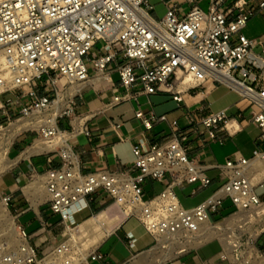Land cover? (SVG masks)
<instances>
[{"label":"built area","instance_id":"built-area-1","mask_svg":"<svg viewBox=\"0 0 264 264\" xmlns=\"http://www.w3.org/2000/svg\"><path fill=\"white\" fill-rule=\"evenodd\" d=\"M186 1L190 7L181 14L180 0H164L166 11L156 17L149 0H0V115L5 116L0 120V147L9 149L18 135L28 131L15 130L21 118L49 116L60 106L57 99L38 95L34 86L42 76L55 73L68 82L86 84L117 77L122 89L114 94L115 103L159 90L173 91L180 101L182 89L177 86L200 85L212 77L256 107L252 122L264 140V80L258 83L264 75V44L243 32L249 17L264 8V0H208L207 9L203 0ZM258 45L261 51L256 50ZM17 90L16 101L27 96L30 102H18L21 106L14 116V100H4L3 95ZM71 110L68 104L37 130L44 137L62 136L64 142L41 152L56 151L60 164L46 166L36 175L45 192L41 203L60 214L69 235L62 240L52 237L41 250L14 216L15 232L0 238V264H90V259L100 257L92 249L82 258L81 240L70 233V226L89 210L80 202L98 189L104 191L98 201L114 204L125 218L135 217L154 236L155 245L161 238L182 241L197 232L227 198L238 210L264 201L256 193L264 184V147L259 146L249 156L239 152L223 162L205 164L191 157L190 147L177 136L167 135L160 142L133 146L134 172H82L70 139L73 131L89 134V128L78 124L69 131L57 120ZM135 114L148 128L155 123L140 108ZM186 117L193 121L190 114ZM200 122L208 143L224 142L240 129L225 110L209 113ZM211 167L219 170L221 184L200 203L184 206L176 187L193 183L196 189L207 187L213 181L207 172ZM147 177L166 184L148 194L143 187ZM11 198L10 194L3 198L6 205Z\"/></svg>","mask_w":264,"mask_h":264},{"label":"crops","instance_id":"crops-1","mask_svg":"<svg viewBox=\"0 0 264 264\" xmlns=\"http://www.w3.org/2000/svg\"><path fill=\"white\" fill-rule=\"evenodd\" d=\"M234 14L233 12L232 16ZM243 32L248 37L259 38L264 44V8L261 10L257 8L249 17ZM261 48L262 45H258L256 50L261 51ZM262 80L264 75L260 77L258 83H262ZM121 89L117 77L86 84L76 93V102L72 107L79 113L76 119L72 122L68 120L67 123L58 120L61 128L69 131L78 124L82 126L84 124L89 128V134L73 131L70 139L82 172L96 170L134 172L130 168L134 160L133 146L140 143L149 145L160 142L167 135L177 136L182 143L190 147V156L205 164L222 162L219 161L221 157L225 160L226 156L234 153L245 154L238 146V140L244 144L251 143L252 149L256 146L264 147L260 129L252 122V113L256 107L242 99L238 90L212 77L207 78L200 85L185 88L177 86L176 89H182L180 101L174 99L173 91L159 90L150 94H141L137 100L115 103L113 96ZM213 105L217 106L213 109ZM138 108L155 120L152 127H146L143 118L136 116L135 112ZM219 110H225L235 118L240 129L232 136H227L224 142L208 143L207 130L200 119ZM187 114L192 116L193 121L187 119ZM160 116L164 118L158 120ZM203 142L204 145H201ZM215 144L220 145L219 149L214 147ZM15 146L18 147L16 154L19 153L17 156L19 157L26 148L20 151L23 145L18 141L13 145V149ZM18 161V175L7 176L0 180V201H4L3 198L10 194L12 198L8 201V205L14 212L16 221L25 226L33 244L46 246L51 243V238H54L51 235L52 228L48 229L51 227L50 224L56 218H59L58 223L64 224V222L60 214L53 212L47 203H42L44 206H39L38 209L28 205L27 201L30 199L20 192L21 184L46 166H58L60 158L56 151H50L21 157ZM212 169L215 168L207 169L209 175ZM212 178L213 183L215 178ZM145 180L151 185L149 190L156 181H160L151 177ZM196 186L191 187L190 196L205 188L196 189ZM144 189L148 193L149 190ZM103 192L102 189H98L95 194L89 195L80 202V205L88 207L89 210L78 218H84L92 214L93 210L110 205L97 200ZM223 204L219 210L224 207ZM234 207L231 202L230 208ZM76 208L77 206H74L73 210ZM24 216L26 218L24 221H18ZM35 236H38V239ZM155 242L154 236L135 217L125 218L94 248L100 257L90 259V264H134V260L140 257L138 255L151 250ZM223 251L221 240L211 238L168 264H233Z\"/></svg>","mask_w":264,"mask_h":264},{"label":"bare ground","instance_id":"bare-ground-1","mask_svg":"<svg viewBox=\"0 0 264 264\" xmlns=\"http://www.w3.org/2000/svg\"><path fill=\"white\" fill-rule=\"evenodd\" d=\"M65 78V76H60L55 79L58 89V99L56 102L61 101L62 105L56 107L51 115L45 116L46 118L43 115H32L29 118H21L14 124L15 130L27 129L37 131L43 127V122L46 121L47 117H50L53 121L55 114L63 111L67 99L76 94L86 84L85 81H71L69 89L64 90L63 86L66 80ZM185 82H187V79ZM40 117H42V119H40ZM232 124L234 123H230V125ZM61 142H64V138L59 135L36 138L34 139L33 144L27 146L22 152V155L16 158H10L7 154L8 146L3 145L0 147V174L7 171L19 158L49 151L55 146L61 144ZM22 189L31 200L33 206L37 208V205L45 196V192L39 187L37 179L25 184ZM260 207L262 210L264 209V201L257 206L249 208L256 209ZM248 211L249 209L247 208L239 209V211L226 219V223L236 221V223H244L248 218L256 215L255 212L248 214ZM124 219L125 215L114 204H110L84 218H77L75 226H70V233L72 237H77L81 240V257L86 258L89 252L96 248L110 232L121 224ZM14 232V215L7 209L5 201L0 202V238L6 234H12ZM214 235H217L221 240L224 249L223 253L231 259L233 264H247L249 262L247 256L242 261L236 258L234 253L235 247L237 246L236 239L233 237L234 235L231 233V230L227 229V224H224V222L213 223L207 220L197 232L188 234L182 241L172 238H161L158 244L154 245L151 249L153 252L158 253L163 251L164 248L168 249L167 251L175 249L176 252L172 253L171 251L170 253H164V255H157L158 262L156 264H164L167 260L173 258L176 253L187 250L188 248L196 247L211 239ZM149 251L150 250L147 252ZM253 251L256 252V249H253ZM141 258V256L136 258L134 264H142Z\"/></svg>","mask_w":264,"mask_h":264},{"label":"rangeland","instance_id":"rangeland-1","mask_svg":"<svg viewBox=\"0 0 264 264\" xmlns=\"http://www.w3.org/2000/svg\"><path fill=\"white\" fill-rule=\"evenodd\" d=\"M152 4H154V15L156 17H161L165 11H166V5L164 3V0H149ZM182 2V3H181ZM180 13L183 14L185 13V11L190 7V4L188 3V1H184V0H180ZM202 7L204 9H207L208 6V0H203L201 3ZM100 45H102V42H98L97 47H99ZM97 47L94 48V52L97 51ZM61 75L59 73H55V74H51L49 75H44L41 78H39L38 80H36L34 82V86H36L37 89V93L38 95H47L50 97H53L55 99H58V89H57V82H56V78L60 77ZM66 79V78H65ZM64 90H68L70 87V82L67 81V79L65 80L64 83ZM20 93H18L17 91H15L14 93H6L3 95L4 100L7 98H11L12 100H14L15 105L13 108V115L16 116L17 113V109L20 108L21 105L18 104V102L20 103H29L30 102V97L24 96V97H19V99L16 101L17 96ZM76 98H77V94H74L73 96L69 97L67 99V102L65 103V106H67L68 104H70L71 107L74 106V103L76 102ZM59 105H62V102H59ZM217 105H213L212 108L214 109ZM79 115V113L76 111V109H73L69 112L68 115L66 116H60L58 117L57 120H60V122H64L67 123L68 120H75L76 117ZM4 115L1 114L0 115V120L4 119ZM59 124V122H58ZM60 126V125H59ZM61 128V126H60ZM64 129V128H63ZM39 137H44L43 133L40 131H36V130H28L27 132L21 133L20 135H18L15 138L14 143L9 147L7 154L10 158H16L18 154H16L18 152V147L15 146V148L13 149V145L18 141L20 142L23 147L20 149V151H23L27 146H30L34 139L39 138ZM238 146L244 151V155L249 156L251 154L252 151V147L253 145L251 143H246L244 144L243 142L238 140ZM220 145L215 144L214 147L216 149H219ZM13 149V150H12ZM11 151V152H10ZM219 161H224V158H220ZM18 164L19 161L17 160L7 171L2 172L0 174V180H2V178H5L7 176H17L18 175ZM219 170L217 168L212 169V171H209L210 175L212 177L215 178V181L205 187L204 189H202L201 191H199L197 194H195L194 196H190V191H191V187H195L196 184L194 185H189L186 186L185 188H181V187H176V193L180 199V201L182 202V204L184 206H193L196 205L198 203H200L201 201H203L204 199H206L207 197H209L214 190L221 184V179L219 178L218 175ZM36 173L33 174L31 176L30 179H26V181H24L21 184V191L23 192V194H25L24 190L22 189L23 186L27 183H30L31 181H34V179H36ZM166 182H161V181H156L154 183L153 188H151V190H149V188L151 187L150 184H148V181L145 180L143 182L144 188H146V190H149L148 193L149 194H153V193H157L159 191H161L163 189V187L165 186ZM256 193L262 197H264V184L262 186H257L256 188ZM28 197V196H27ZM29 198V197H28ZM0 202H3L2 200ZM28 205L30 204L32 207L33 204L31 203V200L27 201ZM224 207L220 208V210L218 209L216 212H213L210 214V219L211 222L213 223H219V222H224V224H227V229L231 230V233L234 235L233 237L236 239V243L237 246L235 247V256L238 260H243L246 256L248 257L247 260L249 261L247 264H264V209L262 210V208H247L249 209L248 214H252L255 212L256 215L251 216L250 218H248L244 223H236V222H228L226 223V219H228L230 216H232L234 213H236L237 211H239L236 207L234 208H230L231 207V200L229 198H227L224 202ZM39 206H44V204H42L41 202L37 205V208ZM7 209L11 212V207L7 204L6 205ZM107 206H103L101 208H98L96 210H93L92 213H95L103 208H105ZM35 208V207H34ZM12 214H14V212H11ZM26 218L25 216L22 218H19L18 221H24ZM59 222V218L53 221L52 224H50L51 227H48V229L52 228V236L56 237L58 240H62L64 238H66L69 233L68 230H66V227L63 223H58ZM73 226H75V222L73 224ZM36 239H38V236H35ZM212 238L214 239H219L217 235H214ZM49 244H47L46 246H42V244L39 245V249H44L46 248ZM193 248V247H192ZM192 248H188L187 250H184L182 252L176 253L175 256H173V258L167 260L164 264H168L171 261H174L175 258H177L178 256H180L181 254L186 253L187 251H189ZM253 249H256V252L253 251ZM168 249L164 248L163 251L160 252H153L152 250H150L149 252H144L141 253L138 256H141V262L142 264H156L158 262L157 260V255H164V253H170L172 251V253H175V249H171L169 251H167ZM227 256V255H226Z\"/></svg>","mask_w":264,"mask_h":264}]
</instances>
